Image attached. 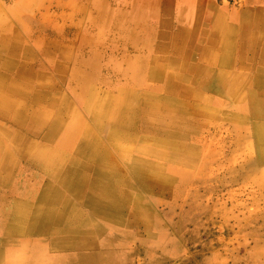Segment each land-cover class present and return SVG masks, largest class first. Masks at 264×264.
I'll return each instance as SVG.
<instances>
[{
    "label": "rangeland",
    "instance_id": "rangeland-1",
    "mask_svg": "<svg viewBox=\"0 0 264 264\" xmlns=\"http://www.w3.org/2000/svg\"><path fill=\"white\" fill-rule=\"evenodd\" d=\"M0 40L18 50V61L27 62L33 81L48 76L64 81L65 88L76 77L87 94L99 89L102 98L109 94L102 81L108 82L110 95L122 106L135 100L144 111L154 106L162 117L172 114L189 122L180 129L191 137H158L153 147L166 154L161 167L144 168L148 185L128 171V159L119 155L126 177L113 190L123 217L100 222L97 233L76 231L94 222L95 215L76 199L86 186L69 181L62 196L80 214L74 217L64 205L55 206L65 216L59 223L74 229L65 244L85 245L95 255L94 264H264V102L253 98L264 95V85L257 82L264 80V57L255 56L264 55V0H0ZM215 41L232 59L230 71L243 70L238 81L230 76L231 93L205 95L237 118L236 128L222 111H203L206 102L197 104L184 94L185 87L160 86L157 79L141 76L153 69L187 76L185 66L199 64L216 79L224 68L221 60L203 54ZM205 79V71L193 74L187 87L199 90ZM146 93L158 94L159 102L147 103ZM71 106L82 110L73 99ZM83 118L99 135V128ZM62 126L84 131L66 118ZM111 129L112 135L119 133ZM175 142L183 149L175 152ZM56 232L38 238V249L18 238L16 246L0 249V264H73L74 252L53 245Z\"/></svg>",
    "mask_w": 264,
    "mask_h": 264
},
{
    "label": "bare ground",
    "instance_id": "bare-ground-1",
    "mask_svg": "<svg viewBox=\"0 0 264 264\" xmlns=\"http://www.w3.org/2000/svg\"><path fill=\"white\" fill-rule=\"evenodd\" d=\"M6 47H8L6 42L0 40V69H4V72L0 71V111L4 112L5 108L10 110L12 113L9 116L17 122L19 129L25 134L1 124L0 130L10 136L8 138L16 152L21 151L23 155L29 156L35 165L45 172L47 178L37 172H29V174L27 172L28 175L24 179H18L16 175L20 172V166L14 149L7 145L9 144L7 141L0 138V192L8 185L16 187V198L9 199L5 203L0 202V237L6 240L3 243V240H0V249L16 246V240L22 237L32 242L33 249L41 248L42 244L37 239L56 228L58 238L54 239L53 245L66 247L65 251L74 252L69 257L71 263L94 264V262L90 263L96 260L94 253L78 252L86 250L85 245L65 244L66 236L74 229L71 230L59 223L61 220L63 222L65 216L63 213L60 215L55 206L64 205L65 212L74 217L80 214L79 210H72L67 203L68 199L66 201L63 199V190L67 188L69 181L86 186V192L76 194V199L90 208L95 215L94 222L79 225L75 228L76 231L85 236L97 233L103 228L100 222L109 223L112 219L123 217L122 207L117 206L118 195L113 190L115 182L126 177L121 168L119 155L128 159L126 162L128 171L141 183L148 185L145 182L148 176L144 168L161 167L160 159L166 154L153 147L154 144L159 145L156 144L158 137H191L189 132L180 129L187 128L189 122L172 114L162 117L160 110L155 111L154 106L151 110L144 111L135 100L122 106L110 95L113 92L112 85L104 81L102 83L109 92L105 98L100 96L102 92L99 89H91L87 94L84 87L86 84L76 77L75 79L71 77L66 90L61 92L63 80V82L55 81L48 76L40 75L37 82L39 87L33 90L34 83L26 77L19 81L10 79L12 71L15 72L14 69H21L15 76H22L30 70L26 61L19 63L15 51ZM208 73L211 74L210 71ZM143 75L157 79L160 86L164 84L163 86L171 88H179L183 82L184 94L197 101L198 91L187 87V76L174 75L161 69H153L141 74ZM257 98L264 102L260 95ZM71 99L75 100L82 110L72 107ZM136 100L142 105L140 99ZM159 100L156 93L149 94V97L145 98L150 105L158 103ZM177 100L180 98L178 97ZM201 109L210 115L222 111V116L230 120L235 128L237 127V118L228 114L226 107L213 99ZM261 110L264 113V106ZM52 112H55L56 116L50 123L48 116ZM83 114L99 128V135L89 126L84 125ZM64 118L81 125L83 134L81 135L74 127L62 126ZM112 127L119 129L117 135H112ZM27 134L32 136L41 134L42 137L38 140ZM56 137L59 139L56 140ZM54 142L57 144L54 145ZM45 148H47L46 152L42 150ZM112 149L117 151L116 157L119 161ZM180 149H183L181 145L174 147L175 152ZM262 154L264 155V152ZM162 179L165 180L164 177ZM48 224H52L53 228ZM5 242L8 244L5 245ZM11 259V256L7 258L10 261Z\"/></svg>",
    "mask_w": 264,
    "mask_h": 264
},
{
    "label": "crops",
    "instance_id": "crops-1",
    "mask_svg": "<svg viewBox=\"0 0 264 264\" xmlns=\"http://www.w3.org/2000/svg\"><path fill=\"white\" fill-rule=\"evenodd\" d=\"M214 45H215V47H213L211 51H207V49H204L203 54H204V56L206 54L209 56L210 55H212V56L216 55V56H218V59L221 60L220 61V63L222 64L221 66L224 68H223L222 73H220V75L216 79H215V76L213 74L208 73V71H210V69L207 66H202L199 64L196 66H193V65L187 64L184 68V70L188 74L187 77H190L194 74V78H195L197 73H201L203 71L207 72V79H205V81L202 82L201 88L199 90L196 89L198 91L199 95L197 97V101H195V102H198V104H199V102H201V103L206 102V105L209 103L211 98L207 97L205 95L208 92L215 94V95H224V94H226V92L231 93L233 82H232V79L229 81L230 76H232V77L234 76L233 81L237 77V81H238V76L240 75V73L243 70V68H240V70L238 72L236 71V73H232L231 71H233L235 69V66L232 65V62H231L232 59L231 58L226 59L228 57V52L224 49H217L220 45V41H215ZM14 51H15V53H17L18 50L16 49ZM24 52L27 53V50L25 48H24ZM18 53H20V52H18ZM22 54H23V52H22ZM255 54H257V55H255L256 57H261V58L264 57V55L262 53L256 52ZM20 56L21 55L16 54V57L18 59L21 58ZM251 58H254V54H253V57H251ZM241 60L243 63L245 62V59L241 58ZM227 69H229V70H227ZM3 70L4 69H0L1 72H4ZM14 70H15V72L12 71V75H11L12 77H10V79H12V81H19L21 78L26 77V79H28L34 83V89L33 90H36V88L39 87L37 84L38 77H37L36 81H33L32 77L34 75L31 71L25 72L22 76H18V75L15 76L16 72H19L21 69H18V70L14 69ZM10 72H7V73H10ZM171 73L174 75H180L174 71ZM245 73L246 72H243V74H245ZM147 77H150V76H147ZM142 78H143V76H142ZM257 82L259 84L264 85L263 79H258ZM64 85H65V82H63L61 84V87H60L61 92H64L66 90L67 85L65 88H64ZM183 86H184V83L181 82L179 88H183ZM192 88H194V87L192 86ZM251 95H253V92H251ZM259 95L261 96L262 99H264V95H262V94H259ZM253 98L258 99L257 97H253ZM206 105H204L203 107H205ZM10 113H12V112L10 110H8L7 108L4 109V112L0 111V124L4 125L5 127L11 128L14 131L16 130L18 132L25 134L24 131H21L19 129V125L16 124L17 122L13 121V119L9 116ZM51 115H53L55 118L56 113L52 112ZM51 115L48 116V118H49L48 121H50V123L53 122V120L51 121V119H50ZM27 135L29 137H36V139H38V140H41V137H42L41 134H35V136L29 135V134H27ZM8 137H10V136H8L6 133H3V131L0 130V138L7 141L10 144V145L9 144H7V145L12 149L13 148L12 142L10 141V139ZM14 154H15V157L18 161L19 166H20V168H19L20 172L17 173V175H16L18 179H24L29 174V172H37V173H40L44 178H47V175L45 174V172L41 168L36 166L35 162H33V160H31V158L29 156L23 155V152H21V151L16 152L15 149H14ZM32 168L34 170H32ZM27 172H28V174H27ZM15 189H16V187L10 186V185H8L5 189H3L0 192V202L5 203L9 199L16 198ZM7 194H9V196H7ZM1 238L2 237H0V240H1ZM82 251L86 252L87 250H79L78 252H82Z\"/></svg>",
    "mask_w": 264,
    "mask_h": 264
}]
</instances>
